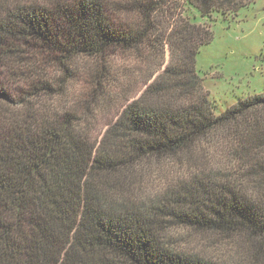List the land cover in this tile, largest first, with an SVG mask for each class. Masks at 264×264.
I'll use <instances>...</instances> for the list:
<instances>
[{
	"label": "trees",
	"instance_id": "16d2710c",
	"mask_svg": "<svg viewBox=\"0 0 264 264\" xmlns=\"http://www.w3.org/2000/svg\"><path fill=\"white\" fill-rule=\"evenodd\" d=\"M242 1L0 0V264H223L175 248L171 228L264 264V92L219 111L195 66L211 33L192 18ZM173 2L180 64L93 135L105 55L137 49ZM84 59L99 65L75 99Z\"/></svg>",
	"mask_w": 264,
	"mask_h": 264
},
{
	"label": "rangeland",
	"instance_id": "374dc122",
	"mask_svg": "<svg viewBox=\"0 0 264 264\" xmlns=\"http://www.w3.org/2000/svg\"><path fill=\"white\" fill-rule=\"evenodd\" d=\"M180 8L173 2L155 13L154 26L137 49L115 47L107 52L102 63L109 81L104 86V94L94 102L93 135L100 136L117 111L127 101L137 98L169 63L180 64L181 52L173 34L185 21ZM192 21L211 33L209 42L199 46L195 66L203 92L215 101L219 111L250 94L264 92V0H244L235 11L213 12L206 17L196 14ZM131 22L135 30L137 18L132 16ZM192 38L188 37L191 41ZM98 61H79L77 69L81 76L69 85L71 97L77 99L85 90L88 75L84 74V68L92 67L96 71ZM51 73H55L53 69ZM218 147L221 145L213 140L210 151ZM167 240L179 250L199 254L216 263L234 264L240 258L235 245L224 238L198 236L189 230L171 228L167 231Z\"/></svg>",
	"mask_w": 264,
	"mask_h": 264
}]
</instances>
